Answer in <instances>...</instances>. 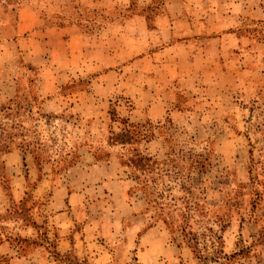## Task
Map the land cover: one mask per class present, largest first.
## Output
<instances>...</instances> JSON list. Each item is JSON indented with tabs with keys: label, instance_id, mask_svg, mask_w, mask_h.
Returning <instances> with one entry per match:
<instances>
[{
	"label": "rangeland",
	"instance_id": "rangeland-1",
	"mask_svg": "<svg viewBox=\"0 0 264 264\" xmlns=\"http://www.w3.org/2000/svg\"><path fill=\"white\" fill-rule=\"evenodd\" d=\"M178 21L235 69L180 81ZM119 118L138 126L125 149L110 140L123 136ZM0 122L14 136L0 264H264V0H0ZM132 148L157 162L145 177L122 163ZM89 150L117 153L112 174L150 229L100 226L80 240L88 219L110 214ZM86 176L95 186L71 209L74 247L68 236L57 253L48 202Z\"/></svg>",
	"mask_w": 264,
	"mask_h": 264
},
{
	"label": "crops",
	"instance_id": "crops-1",
	"mask_svg": "<svg viewBox=\"0 0 264 264\" xmlns=\"http://www.w3.org/2000/svg\"><path fill=\"white\" fill-rule=\"evenodd\" d=\"M27 15L30 16V19H32V23H33L34 16L32 14H27ZM22 23H26V18L24 19L23 12L22 13L20 12L19 15L20 29H22L23 26ZM138 28L142 32L145 31L143 29V25L141 24L138 25ZM146 28L145 29L148 30V27ZM186 28L187 26L184 21H178V28H177L178 35L176 34V36H178V42L176 46L178 48V79L180 81H185L188 78H194L196 76H199L201 72H204L205 70L208 71V69H212L213 66L214 68L227 67L230 70L228 71L229 73L232 72V69H235V66H233L234 64H231L232 67L231 65L230 67H228V64L225 63V59L223 58V56L219 55L220 53H217L215 55L212 54L213 50L209 46H214L215 43L214 39H208L204 43H202L205 45V48H202L201 45L199 46V48H196V46L199 45L198 41H196L195 38L192 39L188 38L187 34H185V32L187 33ZM190 33H191V29H190ZM68 35H71L69 39L71 40L75 36V33L72 32L71 34ZM191 35L192 34H190V36ZM81 41L83 40L81 39ZM201 69H205V70L203 71ZM70 79L72 78L70 77ZM90 86L74 94L77 95L78 93L81 92L87 93L90 91ZM91 152L92 151H90V153ZM9 157H11V153L6 156V162L9 159ZM91 157L94 160L91 173L94 172L98 177V181L96 183L98 184L97 186L101 189L102 195H104L101 197L106 198L107 196V199L111 203L109 205L108 204L109 201H107L106 205L104 206V211H107L110 214L109 217H105L104 215L103 217L104 220L88 219L86 224H84V228L86 229V231L82 230L81 234H79L80 237L83 238L80 240H82V242L87 241L86 239L87 233H90V231L100 226L102 228H105L104 230L105 236H107L105 231L108 233V236H111L112 234L111 232L118 233L116 227L120 228V230L124 229L126 232L129 233L132 232L136 233L145 227L150 229V227H147V224L143 218L144 205L141 202V200L137 197H134L127 204L124 200L125 192L127 193L129 189L127 180L123 179L119 175L117 169H113L114 173L112 174L110 160L97 161L93 156V152L91 153ZM22 159L24 158L22 157ZM86 177L88 178V176ZM84 183L86 185H84V187H82L80 190L72 191V193H68V195L66 196L67 201L63 202L59 199L58 196H55L48 202L49 205L48 207L50 208V211L55 210L54 215L49 216L50 223L58 226L57 232L59 239H57L58 242L54 247L57 253L63 251V247H65L63 246L65 245L64 240H68V236L69 238H73V239H70L68 241L69 248L66 250L71 251V249H73L74 247L75 234L71 226H73L76 223V221L80 220L79 216L78 218L76 216H73L74 207L75 205L80 204L81 201L88 199L91 186L93 187L95 186L94 184L91 183V180L89 178L88 180H84ZM80 214L81 213H79V215ZM93 234H95V231L93 232Z\"/></svg>",
	"mask_w": 264,
	"mask_h": 264
},
{
	"label": "trees",
	"instance_id": "trees-1",
	"mask_svg": "<svg viewBox=\"0 0 264 264\" xmlns=\"http://www.w3.org/2000/svg\"><path fill=\"white\" fill-rule=\"evenodd\" d=\"M111 115V122H115L117 121L116 119L117 117V113L115 110H112V112H110ZM120 119V118H119ZM120 121L122 122V124L125 126L124 130H123V136H116L114 138H110V140H112L113 142L115 141V139H119L121 140L119 144L123 145V149H125V147L132 146V142L134 141L133 136H129V134H131V128H137L138 126L134 125L133 123L130 122L129 119H120ZM13 134H9L8 130L6 129L5 125L3 126L0 122V187H3L5 185V183H7L8 180V176L6 174V165H5V160L3 159V157L7 156L10 153L11 147H10V143L12 142L13 139ZM145 137V136H144ZM118 142V141H116ZM111 146H113V144H111ZM99 151H102L99 149ZM107 153L108 158H111L112 156L117 157V153L111 151V150H105ZM133 155L132 157H130L127 161L122 162L123 165L125 166H134L136 168H138V170H142L144 177L146 176V173L148 170H150L152 168V164L157 163L156 160L149 154L143 155L138 149L132 148ZM93 156L97 161H108L110 159L108 158H103L99 155V153L96 151H93ZM119 158L122 159V156H119ZM175 176H178V173L175 174ZM142 176H140L139 178L141 179ZM146 182V180H143V183ZM182 235L184 237V240L186 241H190V237L188 232H186V230L182 229ZM1 243V240H0ZM195 250H198L197 246L194 247ZM54 251L56 252L55 248Z\"/></svg>",
	"mask_w": 264,
	"mask_h": 264
}]
</instances>
